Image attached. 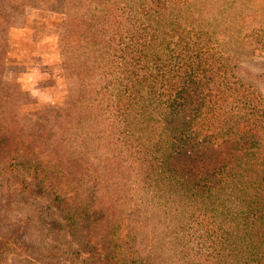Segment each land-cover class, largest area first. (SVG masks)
<instances>
[{
    "label": "rangeland",
    "instance_id": "374dc122",
    "mask_svg": "<svg viewBox=\"0 0 264 264\" xmlns=\"http://www.w3.org/2000/svg\"><path fill=\"white\" fill-rule=\"evenodd\" d=\"M168 1L0 0V125H54L55 130L65 125L69 134L62 140L63 150L58 155L57 149L42 153L53 160L79 158L70 167V187L76 194L73 192L69 204H79L82 209L90 202L88 209L103 211L99 215L105 216V220L95 219L96 214L93 219L79 216L73 222L79 230L74 235L63 228L51 229V220L62 221L65 202L59 205L21 190L15 184L17 179L28 183L34 179L26 171L7 166L8 174L0 172V237L16 233L18 241L9 240L0 264H89L84 255L73 254L77 235L100 242L107 234L106 226L122 218L121 228H130L139 236L144 255L150 253L155 261L171 256L167 242L161 246L154 241L149 225L154 223L157 233L171 235L182 221L191 219L193 212L183 205L173 206L175 190L173 187L166 192L168 183L152 184L131 206L136 184L131 171L120 168L133 162L125 155L126 146L136 144L129 125H150L155 133L165 125H221L223 118L237 110L226 114L227 107L222 106V118L212 112L210 94L204 86L210 84L209 74L218 69L217 75L227 82L225 98L235 86L264 107V0H203L201 4L192 0L197 6L193 14L210 23L204 30L213 39L203 59L180 51L183 45L173 32L180 21L181 16L175 14L181 5ZM235 16L238 18L233 20ZM224 27L231 31L238 27L241 32L224 37ZM131 38L140 41L133 43ZM128 48L140 60L135 67L139 69V88L133 86L134 81L128 82L135 93L132 99L128 92L115 89L116 80L130 78L127 64L133 59L127 55ZM87 125L98 127L95 133L90 131V137L84 128ZM99 125H120L118 140L107 138L103 133L107 128ZM137 130L140 137L147 135L148 128ZM55 136L59 138L55 132L43 142L54 148L59 145L53 141ZM140 143L151 147L156 140ZM131 149L137 158V150ZM3 153L10 151H0V170ZM13 164L16 162L6 165ZM85 183L96 187L94 195L84 193L81 187ZM54 189L59 190L58 185ZM153 190L157 192L152 196ZM147 200L154 203L146 214L143 204ZM117 202L118 208L114 205ZM194 243L196 247L204 242ZM176 248L175 264L189 263V253L186 255L180 245ZM201 253L205 256L193 257L196 264H219L206 247Z\"/></svg>",
    "mask_w": 264,
    "mask_h": 264
},
{
    "label": "trees",
    "instance_id": "16d2710c",
    "mask_svg": "<svg viewBox=\"0 0 264 264\" xmlns=\"http://www.w3.org/2000/svg\"><path fill=\"white\" fill-rule=\"evenodd\" d=\"M199 1L200 4L203 2ZM167 3L181 5V11L175 14L181 16L180 21L173 32L177 41L183 45L180 51L203 59L208 54L207 45L213 43V39L204 30L210 23L197 13L193 14L197 6L192 4V0H169ZM182 11L186 12L181 15ZM237 18L235 16L233 20ZM228 28L224 27V37L232 38L241 32L238 27L235 31L226 30ZM132 41L137 43L140 38ZM131 48L127 49V55L133 59V62L129 61L127 64L130 78L116 80L115 89L123 94L128 92V97L131 96L132 99L135 93L128 82L134 81L133 86L139 88L136 83L139 81V69L135 70V67L139 66L140 60L135 58ZM219 71L220 69L216 70ZM216 72L209 74L210 84L204 86V90L210 94L208 101L212 112L220 114L222 118V106L227 107L224 111L226 114L237 110L234 115L223 118L221 125H165V128H161L162 131L157 130L156 133L151 131L150 125H129L134 135L132 141L136 144L126 146L125 155L133 158V162L120 168L131 171L136 184L132 188L135 193L133 200L129 202L131 206L142 198L145 192L143 190L152 187V184L157 186L168 183L166 192L173 187L175 190L172 191L176 196L173 198V206L183 205L193 212L191 219L182 221L177 226V236L174 231L171 235L157 233V226L154 223L149 225L154 231V241H159L157 244L162 243L161 246L167 242L168 246L165 247L171 251V256L166 259L158 257L155 261L150 253L144 255V246L139 244V236L132 233L130 228L124 231L121 228L120 221L123 218L106 226L107 234L100 242L87 239V236L82 238L78 234L74 241L77 244V249L73 251L75 256L84 255L89 264H168L175 260L176 247L180 245L185 254L189 253V257H192L186 264H196L194 259L197 256L198 259L205 256L201 253L203 247L218 258L219 264H264V107L255 104L246 90L235 86L229 88L231 92L225 98L223 91L226 79ZM217 101L219 102L212 106V102ZM231 104L235 107H230ZM99 126L107 128V131L103 129L107 138L118 140L117 136L120 137V125ZM84 128H88V137L91 136L90 131L95 133L98 129L97 125H87ZM137 128H148L147 135L140 137L141 131ZM55 132L59 138L55 136L53 141H57L59 145L53 148L49 142L44 143L43 138L53 136ZM66 133L69 134L65 125H59L56 130L54 125H0V151H10L8 155H2L1 162L4 165L0 172L2 175L8 174V167L26 171L34 181L28 183L23 178L17 179L15 184L21 190L47 197L59 205L65 202V206L61 207L62 221L51 220L50 227L63 228L74 235L79 230L77 223L73 222L79 216L93 219L96 214L95 219L101 220H105V216L99 215H103V211L88 209V205L92 207L90 202L84 203L82 209L78 207L79 204H69L75 192L70 187V167L76 165L79 158L53 160L48 153H42L45 149H57L58 155L63 150L62 140ZM149 140H156V143L151 147L150 144L147 147L140 143H148ZM131 147L137 150V158L134 157ZM10 161L16 164L6 165ZM118 165L119 162H116L115 167L118 168ZM103 179L102 174V181ZM52 182L54 187H51ZM30 185L35 189H31ZM57 185L59 190L54 189ZM81 188L85 189L84 193L90 192L89 197L96 191V187H90L87 183ZM153 191L152 196L157 192ZM164 192L162 188V193ZM153 203L148 201L143 206L149 208ZM114 205L118 208L120 202ZM145 208L147 214L151 208ZM187 232L191 233L186 235ZM17 235L15 233L0 237V261L7 250L6 244H10V239L18 241ZM194 241L204 243L194 247ZM50 256L53 258L55 255L51 252ZM183 259L186 260L185 257Z\"/></svg>",
    "mask_w": 264,
    "mask_h": 264
}]
</instances>
